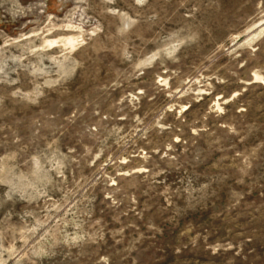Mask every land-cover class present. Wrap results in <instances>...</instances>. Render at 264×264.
Wrapping results in <instances>:
<instances>
[{
    "label": "rangeland",
    "instance_id": "374dc122",
    "mask_svg": "<svg viewBox=\"0 0 264 264\" xmlns=\"http://www.w3.org/2000/svg\"><path fill=\"white\" fill-rule=\"evenodd\" d=\"M0 264H264V0H0Z\"/></svg>",
    "mask_w": 264,
    "mask_h": 264
}]
</instances>
